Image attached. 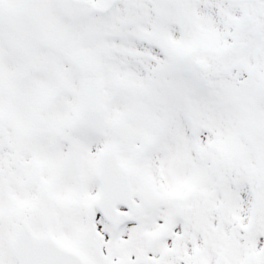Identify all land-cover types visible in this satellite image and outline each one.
<instances>
[{
  "label": "snow or ice",
  "instance_id": "obj_1",
  "mask_svg": "<svg viewBox=\"0 0 264 264\" xmlns=\"http://www.w3.org/2000/svg\"><path fill=\"white\" fill-rule=\"evenodd\" d=\"M0 264H264V0H0Z\"/></svg>",
  "mask_w": 264,
  "mask_h": 264
}]
</instances>
